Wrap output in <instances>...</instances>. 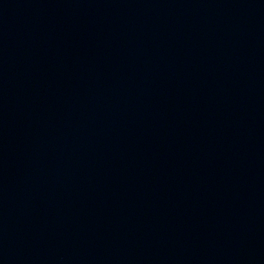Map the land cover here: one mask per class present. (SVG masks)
<instances>
[{
  "label": "water",
  "instance_id": "obj_1",
  "mask_svg": "<svg viewBox=\"0 0 264 264\" xmlns=\"http://www.w3.org/2000/svg\"><path fill=\"white\" fill-rule=\"evenodd\" d=\"M0 264H264V0H0Z\"/></svg>",
  "mask_w": 264,
  "mask_h": 264
}]
</instances>
